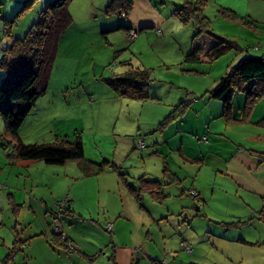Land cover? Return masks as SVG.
<instances>
[{"label": "rangeland", "instance_id": "rangeland-1", "mask_svg": "<svg viewBox=\"0 0 264 264\" xmlns=\"http://www.w3.org/2000/svg\"><path fill=\"white\" fill-rule=\"evenodd\" d=\"M25 1L0 0V61L6 48L17 38L24 36L31 24L38 19L39 5L43 0H32L29 9L15 17ZM49 1L46 0L47 3ZM154 1L159 2L161 7L180 1L177 7H182L186 0ZM92 2L93 0L71 2L69 10L72 23L59 41L60 44H70V50L74 49L65 56L72 57L70 59L75 63L65 64L60 72H66L65 76L74 72L75 81L67 82L66 87L59 90L50 87L48 93L40 97L37 101V107L41 110L40 116L32 115L33 112L29 114L20 129L21 141L34 144L75 143L78 139L82 140L85 159L96 162L92 165L93 170H90L92 176L88 178H97L94 184L102 181L98 194L102 195V205H106L114 214L132 216L139 209L148 211L158 219L155 224L153 217H149L150 221L145 223L133 216L134 225L131 226L137 238L139 230L145 235L148 228L151 241L162 244V233L168 232V228L161 216L168 209L177 211L183 205L189 207L188 211L192 215L206 213V216L188 217L191 230L207 229L209 233L212 231L217 237L227 240L214 239V244H239L232 239L236 238L239 229L237 225L241 224L237 216H231L228 212L229 205H233L231 201L236 198L235 187L227 175L213 169L211 165L199 170L197 164L200 163L198 159L201 158L202 151L205 154L208 145L212 147L211 151L227 157L240 143L250 145V131L240 127L243 124L228 122L225 117L211 119L212 114L223 113L224 101L210 100L209 94L218 84L215 82L226 75L242 57L248 54L264 55V49L259 50L264 48V0H206L202 6V14L208 18L212 34H197L199 27L195 26L194 21L185 23L176 16L183 25L188 24V31L181 32L179 37L166 31V36L159 41L155 34L149 36L146 31H141V38L128 43L124 50L112 43L110 36L115 34L114 30L104 31V25L101 24L105 23L106 19L95 18L97 11L94 10ZM225 11L232 13V16L224 14ZM14 18L15 23L10 26L7 21ZM111 19L112 22L117 20ZM118 19L123 21L122 18ZM212 43L213 51L220 52L217 59L211 60L204 51L191 52L193 47H196L195 44L204 50H210ZM182 48L186 50L182 52L184 56L181 58ZM55 68L57 69V66ZM131 70H141L148 75L147 89L151 99H123L124 102L120 105L112 100L114 95H111L113 93L104 78L125 74ZM94 77H98L97 89L89 83ZM55 80L54 76L52 82L55 83ZM58 82L63 83V80L59 78ZM207 84L215 86L208 88ZM247 86L248 83L235 89L231 116L233 104L235 109L242 107V112L246 109L244 88ZM103 88L108 91L103 92ZM98 91L99 94L94 97L93 93ZM96 97L100 101L96 100ZM187 98L194 99L188 101ZM199 102L201 105L197 104ZM215 102L219 104L218 109L213 106ZM261 102H264V97L254 108L247 110V115L254 109L256 113L259 112ZM203 105L205 107H201ZM42 119L45 121L42 122ZM247 127L250 129L249 125ZM4 133L5 124L0 116V134ZM140 140L144 142V148L139 147ZM181 147H184L183 158ZM101 151L110 162L104 164L105 168L100 158ZM187 157H190L193 163L187 160ZM187 161L191 163L188 164ZM73 162L76 161L70 164ZM157 166L159 170L164 171V182H161L164 184L165 196L161 201H155L141 190V178L151 181L142 175L155 172ZM32 167L30 169L21 163L12 164L0 146V184L4 186L6 193L16 194L17 203L22 204L19 208L25 209L28 205L33 190L31 179L43 180L52 174L65 175L64 165H50L41 161ZM71 167L70 165L67 169L71 170ZM81 175L85 176L83 172ZM172 176H177V180L172 181ZM36 189L45 190V182L37 185ZM192 189L198 193L196 198L188 194ZM197 189L202 192L201 199H198ZM65 194L56 202L66 198L71 201L70 195ZM54 205L56 210L55 202ZM197 207L201 210L198 211ZM92 209L95 211L94 206ZM2 215L0 211V217ZM102 215L105 220L103 212ZM86 224L82 228L84 235L90 240L101 241L103 244L112 243L110 238L113 232L107 227L102 229L104 235L90 227L89 223ZM255 224L252 225L255 230H252V233L263 236L261 226L258 222ZM180 230L182 233L186 232L185 228ZM52 232L55 235L53 228ZM9 235L8 233L0 236L2 259L8 252L3 239ZM165 235L167 237V234ZM55 237L58 238L56 235ZM58 240L64 243L59 238ZM9 243L8 239L6 244ZM238 253L239 250L236 251V254ZM240 255L243 257V252Z\"/></svg>", "mask_w": 264, "mask_h": 264}, {"label": "crops", "instance_id": "crops-1", "mask_svg": "<svg viewBox=\"0 0 264 264\" xmlns=\"http://www.w3.org/2000/svg\"><path fill=\"white\" fill-rule=\"evenodd\" d=\"M111 1L93 0L92 6L97 11L95 18L106 19L105 23L101 24L104 25V31L112 32L114 30L115 34L110 36L112 43L123 50L128 43L135 42L138 38H141L139 34L141 31H146L149 36L155 34L159 41L166 36V31L170 32L171 35L177 34L178 37L181 32L188 31V24L183 25L184 23L175 15V9L179 6L178 2L180 3V1H175L170 6L161 7L160 3L154 0H133L132 8L128 12L122 9H111L109 7ZM124 12L126 16L123 17L121 13ZM111 18L113 20L116 18L117 20L112 22ZM118 18H122L123 21H119ZM130 29L138 32L136 40L128 38ZM195 45L197 46V44ZM213 47L214 44L212 43L211 49ZM194 48L191 52H193ZM263 49L262 47L259 50L263 51ZM72 50H70V44H59L58 55L53 65L46 93H48L50 87L59 90L66 87L67 82L75 81L73 77L76 74L74 72L67 76H65L66 72H60L65 64L75 63L74 60L70 59L72 57L65 56ZM184 50L186 48H182L181 58L184 56V53H182ZM203 51L207 53L209 50L203 49ZM56 66L57 69L55 68ZM72 67L74 68V64ZM122 74L124 73L118 75ZM54 76L56 77L55 83L52 82ZM103 76L101 77L103 78ZM59 78L63 80V83L58 82ZM97 78L94 77L89 82L91 85L96 86L94 87L95 89L98 87ZM217 82L218 80L215 84ZM207 86L208 88H213L215 85L207 84ZM109 89L113 93L111 95H114L112 100L120 105L123 104V99L126 98L119 96L110 87ZM102 91L106 92L108 90L103 88ZM97 93L99 94V91L93 93V96H97ZM102 93H100V96H102ZM193 99L187 98L188 101ZM96 100H99L98 97H96ZM210 100L215 99L210 98ZM208 103L211 104V102ZM216 103L213 106L215 105L218 109L219 104ZM35 107H37V104ZM35 107L32 110V115L40 116L41 110ZM34 109H36V112H34ZM223 113L221 115L214 113L211 115V119L223 117ZM244 115L242 107L235 109L233 104L232 117L234 121L232 122L239 125L243 124L244 126L240 127H245L246 130L250 131V145L240 143L228 157L211 151L212 147L208 145L205 154L202 151L201 158L198 159L200 163L197 164L199 170L211 165L213 169L222 172L223 175H227L235 187L236 198L231 201L234 206L230 204V211L228 212H230L231 216H237L239 224L242 226L237 225L239 229L236 233V238L232 239L239 244H214V239L222 240L224 238L217 237L212 231L209 233L207 229L191 230L188 217L206 216V213L204 215L198 213L192 215L188 211L189 207H183V205L177 211L168 209L161 216V219H165L164 223L168 228L167 233H162V244H155V242L151 241V232L148 228L145 235L139 230L137 238L134 234L135 230L131 226L134 225L133 216L142 219L145 223L150 221L149 217H153L152 221L155 224L158 219L150 215L148 211L145 212L139 209L132 216L114 214L106 205H102V195H98L99 190L102 188V181L94 184L97 178H88L92 176L90 170H93L92 165L96 164V162L87 161L86 159L71 160L64 164H50L64 165V176L52 174L51 177L47 176L43 180L31 179L33 190H31V197L28 205L24 207L25 209L19 208L22 204L17 203L16 194L13 192L6 193V190H3L4 186L0 184V211L3 214L0 217V236L1 234H10L9 237L3 239L4 245L8 247V252L3 259L0 257V264H151L153 260H159L162 264H264V244H262L264 242V102H261L259 112L256 113V109H254L247 117H244ZM44 121L45 119H42V122ZM247 125H249L250 129H248ZM2 135L8 140H11V137L6 133V129L4 134H0V146L3 149L1 144ZM260 144L263 145L261 146ZM183 148L181 147L182 158L184 154ZM5 156L8 158L6 154ZM100 158H102L104 164L109 162L103 151H101ZM8 159L12 164H25V167L30 169L33 168L32 166H36L37 162L42 161ZM187 160L193 163L190 157H187ZM72 161L76 162L70 164ZM191 162L187 161L188 164ZM70 165L72 166L71 170H68L67 168ZM84 167L86 168L85 171L83 170ZM76 170H78L77 173ZM82 172L86 177L81 175ZM162 173L164 171L159 170L157 166L155 172H146L142 176L164 182ZM176 178L178 177L176 176ZM40 181L45 182V190L36 189L37 185H42ZM26 182H28L27 178ZM92 184L94 185L92 186ZM94 191L95 193H92ZM198 192V199H201L202 192L199 190ZM65 193L70 195L71 201L70 209L62 215V224L71 242L76 246L71 252L66 250V244L61 243L52 232V220L55 211L54 202L56 203V200L66 195ZM98 201L99 203H97ZM92 206L95 207V211ZM197 208L198 211L201 210L199 207ZM102 212L105 215V220ZM256 221L261 226L263 236L252 233L255 231L252 225L255 223L257 225ZM86 223H89L90 227L101 233H103L102 229L107 227L108 223H112V229H110L113 232L112 238H110L112 243L103 244L101 241L90 240L84 235L82 228L84 224L87 225ZM181 228H185L186 232L182 233ZM165 234H167V237ZM8 239L10 243L6 244ZM179 240L180 243H178ZM139 241H141L140 244ZM223 241L227 240L224 239ZM187 248L191 250L188 251ZM237 250L240 253L236 254ZM242 252L244 254L243 257L240 255Z\"/></svg>", "mask_w": 264, "mask_h": 264}, {"label": "trees", "instance_id": "trees-1", "mask_svg": "<svg viewBox=\"0 0 264 264\" xmlns=\"http://www.w3.org/2000/svg\"><path fill=\"white\" fill-rule=\"evenodd\" d=\"M32 0H26L17 12L19 16L29 9ZM73 0H43L39 5L38 19L28 28L26 34L17 38L13 44L5 50L0 61V116L4 121L6 133L11 140L1 136V144L5 154L10 159L42 160L49 164H64L71 160H85L83 141L78 139L75 143H34L25 144L20 139V129L29 114L49 87V80L54 62L58 55L60 37L72 23V15L69 5ZM37 2V1H36ZM206 0H186L182 7L175 9V15L183 22H195L199 27L197 34L201 32L211 33L209 20L202 14V6ZM133 0H112L111 9H122L125 12L131 10ZM232 16V13L224 12ZM7 21L13 26L15 19ZM250 24L252 22L246 21ZM214 48V47H213ZM210 49L206 54L211 60L217 59L220 52ZM203 48L196 46L192 53ZM213 51V52H212ZM212 52V53H211ZM199 59V57H194ZM105 83L119 96L135 100L148 101L149 77L141 70H131L122 75H114L104 79ZM248 83L246 92L247 110L264 97V55L254 56L248 54L233 65L229 72L220 78L218 84L211 89L210 98L223 99L226 121H234L230 115L232 97L235 89L242 88ZM104 166V162L102 163ZM101 166V167H102ZM85 171L86 168L84 167ZM172 181L177 180L172 176ZM144 193H148L155 201H161L165 196L164 184L157 180L140 179ZM151 264H162L159 260H153Z\"/></svg>", "mask_w": 264, "mask_h": 264}, {"label": "built area", "instance_id": "built-area-1", "mask_svg": "<svg viewBox=\"0 0 264 264\" xmlns=\"http://www.w3.org/2000/svg\"><path fill=\"white\" fill-rule=\"evenodd\" d=\"M121 15L124 17L126 16V13H121ZM128 38L130 40H135L138 36V32L134 29H130L128 32ZM139 147L144 148V142L140 140L139 142ZM193 197H197L198 193L192 189L189 193ZM70 209V200L68 198L62 200V201H57L56 202V210L54 211V220H53V230L54 234L66 244V250L69 252L73 251L76 246L71 242L67 231L65 230L63 224H62V214L67 212ZM107 228L110 230L112 229V223L107 224ZM188 251H190V248H187Z\"/></svg>", "mask_w": 264, "mask_h": 264}]
</instances>
